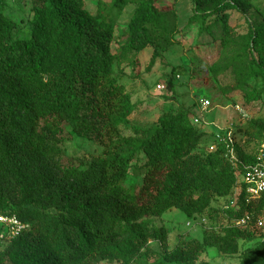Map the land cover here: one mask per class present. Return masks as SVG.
Masks as SVG:
<instances>
[{
  "label": "trees",
  "instance_id": "1",
  "mask_svg": "<svg viewBox=\"0 0 264 264\" xmlns=\"http://www.w3.org/2000/svg\"><path fill=\"white\" fill-rule=\"evenodd\" d=\"M26 1L21 27L5 15L8 0H0V215L27 226L0 239V264H225L203 260L207 249L264 264V240L251 244L249 232L264 224V196L246 202L239 182L241 165L254 163L263 141L264 118L238 129L246 146L256 144L244 152L236 141L241 165L219 142L211 152L200 149L206 133L181 104L164 106L151 127L133 125L125 135L135 106L113 68L150 49L148 72L167 52L158 39L174 28L160 8L153 0H99L94 9L86 0ZM256 1L192 0L187 21L202 34H210L209 19L219 25L207 74L218 81L229 72L232 82L220 94L244 109L264 94V20L239 34L229 18L251 12ZM128 4L135 8L114 53ZM253 81L259 87L249 89ZM74 137L101 145L100 155H66L64 142ZM132 179L139 182L127 184ZM221 199L234 205L213 207ZM172 209L190 220L222 214L225 224L205 230L201 241L180 237L169 249V231L152 220ZM245 216L249 221L238 224Z\"/></svg>",
  "mask_w": 264,
  "mask_h": 264
},
{
  "label": "rangeland",
  "instance_id": "2",
  "mask_svg": "<svg viewBox=\"0 0 264 264\" xmlns=\"http://www.w3.org/2000/svg\"><path fill=\"white\" fill-rule=\"evenodd\" d=\"M99 0H86L88 9H94ZM108 3L110 0H101ZM160 8L166 19V26L174 28L172 35L163 34L158 42L162 47H167V52L155 63L150 71H145L149 62L151 50H146L136 56H129L113 68V77L122 84L131 96L135 108L130 117V124L122 127L125 135L131 133V126L137 125L142 129L151 127L157 120L161 110L165 106L176 107L181 104L190 112V121L206 133L200 149L213 151L220 140L218 136L225 131H231L235 140L244 152L253 151L256 144L246 146L245 139L238 132L244 128L251 118H264V94L262 100L253 103L247 108H242L238 103L240 100L229 101L220 94V86L229 85L232 75L226 72L219 76L218 81L213 80L207 74V65L216 56L213 41L221 34L219 25L213 23V18L207 24L208 33H200L198 24L188 25L187 21L192 16V0H153ZM135 8V4H128L122 11L117 21L115 39L112 44V52H118L124 43L123 35L129 17ZM29 13V5L26 0H8L5 15L21 27L25 24ZM264 20V0L255 2V9L247 14L231 11L229 23L239 34L246 33L249 23L258 25ZM132 59L136 63L131 64ZM134 74H137L134 77ZM160 87V89L158 88ZM258 88L256 82L249 83V89ZM206 106V107H204ZM204 107V108H203ZM197 120V123H195ZM66 155L76 159L98 156L102 146L84 139L74 137L64 142ZM241 176L239 177V182ZM139 180L132 179L127 184L138 183ZM238 191H234L233 199ZM228 200H217L213 207L226 210L231 206ZM222 214L209 218L205 213L190 220L185 215L172 209L167 211L161 218L153 219L152 225L164 226L168 231V246L172 248L178 238L202 240L205 230L219 228L225 224L221 220ZM256 224L249 228L251 233V244L264 240V224ZM158 249V245H152ZM203 260L212 263L240 264L241 259L234 256L232 259L219 255L214 249H207L202 256ZM110 264V263H100ZM114 264V263H112Z\"/></svg>",
  "mask_w": 264,
  "mask_h": 264
},
{
  "label": "built area",
  "instance_id": "3",
  "mask_svg": "<svg viewBox=\"0 0 264 264\" xmlns=\"http://www.w3.org/2000/svg\"><path fill=\"white\" fill-rule=\"evenodd\" d=\"M160 89V87L158 86ZM206 107V106H204ZM203 107V108H204ZM197 123V120H195ZM220 143L223 145L226 157L229 161L235 165L241 163L238 161L235 154L236 140L231 131H225L222 135L218 136ZM242 175L240 183L244 186L243 191L245 194V201L249 202L264 196V138L259 148V151L255 157V161L251 165H241ZM234 205V201L231 202V206ZM249 221V217L245 216L238 222L240 225H244ZM261 225V223H258ZM27 228L17 218L0 215V239L6 237L7 239H13L21 235Z\"/></svg>",
  "mask_w": 264,
  "mask_h": 264
}]
</instances>
